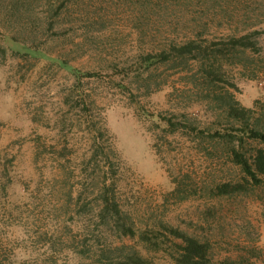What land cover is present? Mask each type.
<instances>
[{
	"label": "rangeland",
	"instance_id": "1",
	"mask_svg": "<svg viewBox=\"0 0 264 264\" xmlns=\"http://www.w3.org/2000/svg\"><path fill=\"white\" fill-rule=\"evenodd\" d=\"M254 31L255 48L229 44ZM188 41L203 57L136 73L140 55ZM230 100L264 128V0H0V264H110L132 251L174 264L165 226L206 242L212 264H264V185L231 154L256 144L211 135L240 134ZM225 183L244 188L215 195ZM104 197L134 237L98 219Z\"/></svg>",
	"mask_w": 264,
	"mask_h": 264
},
{
	"label": "trees",
	"instance_id": "2",
	"mask_svg": "<svg viewBox=\"0 0 264 264\" xmlns=\"http://www.w3.org/2000/svg\"><path fill=\"white\" fill-rule=\"evenodd\" d=\"M251 34H258L257 31H254L248 35H243L239 38H230L229 44L231 47L239 46L243 49H253L255 48V43L249 40ZM203 52L206 51L201 48L200 45H197L194 41H188L182 45H170L168 50H162L158 53H146L145 55H140L136 61L135 71L140 73L141 71L148 70L151 66L158 63L167 62L170 57H176L181 59L189 60H198V58L203 57ZM223 49L217 48L213 53H222ZM211 53V54H213ZM206 56V54H204ZM206 58V57H205ZM67 70L74 76L76 80H79L81 76L92 77L91 73H84L81 75L78 70L67 66ZM210 75H213L212 72H207ZM206 76V75H205ZM236 102L228 101L225 107L227 116L233 119L239 124L238 127H235L234 131H238L239 135H234L230 132L227 133H214L212 136H220L221 138H226L228 142H237L240 146L243 143L242 136L246 137L256 144L253 147L252 152L249 158H245L243 154H240L232 150L233 161L241 167L242 172L246 175L248 182L253 185H264V128L260 129L256 126L251 127L248 125L245 115L251 113L249 109L246 108H237ZM171 132H174L181 126V123L173 121V119L168 118L166 120ZM246 122V124H245ZM190 126L191 130H196V127ZM186 128V125H184ZM106 132V130H104ZM201 133L202 131H198ZM111 145V143H110ZM109 145V146H110ZM97 152H93L92 156L96 155ZM114 154V153H113ZM115 155V154H114ZM116 156V155H115ZM242 184H221L216 187L215 195H229L238 193L243 190ZM97 217L102 222L112 221V224L115 226L116 231L120 236L134 237L135 231L132 228V225L126 222V216L123 214L119 205L113 201L104 197L102 200V205L98 211ZM170 237L179 242L172 241L173 252L169 253L170 258L174 264H212L210 255H209V245L206 242H202L195 237L189 236L186 233L179 231L176 228L165 226ZM139 240L144 243L150 249L156 250L159 248L157 243H153L152 240L148 237L146 232H141L138 234ZM125 247H120L118 249L122 250ZM116 249V248H115ZM110 264H146V260L142 258L138 252L132 251L131 253H126L123 257L118 260L111 262ZM222 264H235L233 261H226Z\"/></svg>",
	"mask_w": 264,
	"mask_h": 264
}]
</instances>
